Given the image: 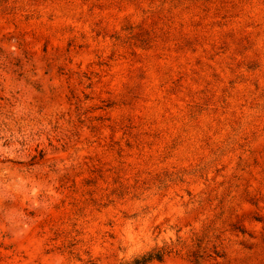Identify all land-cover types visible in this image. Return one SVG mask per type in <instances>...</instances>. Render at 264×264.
Returning <instances> with one entry per match:
<instances>
[{
	"label": "rangeland",
	"instance_id": "374dc122",
	"mask_svg": "<svg viewBox=\"0 0 264 264\" xmlns=\"http://www.w3.org/2000/svg\"><path fill=\"white\" fill-rule=\"evenodd\" d=\"M264 264V0H0V264Z\"/></svg>",
	"mask_w": 264,
	"mask_h": 264
},
{
	"label": "trees",
	"instance_id": "16d2710c",
	"mask_svg": "<svg viewBox=\"0 0 264 264\" xmlns=\"http://www.w3.org/2000/svg\"><path fill=\"white\" fill-rule=\"evenodd\" d=\"M166 250L160 249L156 251L149 252L147 254H144L140 258H136L132 263L128 264H147L153 260H163L165 256Z\"/></svg>",
	"mask_w": 264,
	"mask_h": 264
}]
</instances>
